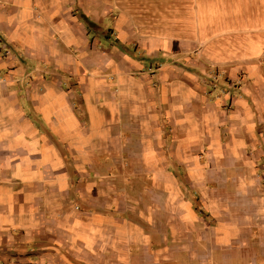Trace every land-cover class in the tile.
<instances>
[{
    "label": "crops",
    "instance_id": "obj_1",
    "mask_svg": "<svg viewBox=\"0 0 264 264\" xmlns=\"http://www.w3.org/2000/svg\"><path fill=\"white\" fill-rule=\"evenodd\" d=\"M180 1L0 0V264H264V0Z\"/></svg>",
    "mask_w": 264,
    "mask_h": 264
},
{
    "label": "rangeland",
    "instance_id": "obj_2",
    "mask_svg": "<svg viewBox=\"0 0 264 264\" xmlns=\"http://www.w3.org/2000/svg\"><path fill=\"white\" fill-rule=\"evenodd\" d=\"M183 1L187 2V0H181L179 5L180 7H183L181 8L183 12L187 13L186 7L184 8L186 3L182 4ZM165 12L168 13L169 15L168 10H165ZM197 49L200 48L196 47V49L189 51H182L175 55H165V57H163L162 59L157 60V64H154V66L158 65V67L163 66L164 68H176L180 71L181 74L185 72L191 74V68H194V66L201 67L205 71V73L201 74L200 76L202 83H204L207 86V88L211 89L210 90L211 92L209 91L210 93L215 92L214 97L215 98L217 97L218 99L219 95L223 94L218 79L220 72L217 71V69H214V67L209 64L204 65V60L203 58L199 57V52ZM193 55L196 56V59L195 57H193ZM154 62H156V60H154Z\"/></svg>",
    "mask_w": 264,
    "mask_h": 264
}]
</instances>
